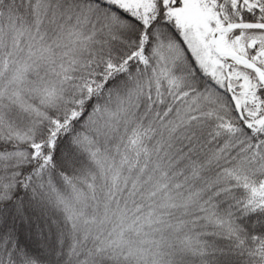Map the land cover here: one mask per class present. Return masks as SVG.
<instances>
[{"label": "snow or ice", "instance_id": "1", "mask_svg": "<svg viewBox=\"0 0 264 264\" xmlns=\"http://www.w3.org/2000/svg\"><path fill=\"white\" fill-rule=\"evenodd\" d=\"M0 264H264V0H0Z\"/></svg>", "mask_w": 264, "mask_h": 264}]
</instances>
